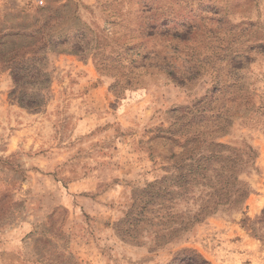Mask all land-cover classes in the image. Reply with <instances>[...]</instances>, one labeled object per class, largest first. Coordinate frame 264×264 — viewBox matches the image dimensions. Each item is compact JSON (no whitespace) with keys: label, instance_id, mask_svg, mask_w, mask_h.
Instances as JSON below:
<instances>
[{"label":"rangeland","instance_id":"1","mask_svg":"<svg viewBox=\"0 0 264 264\" xmlns=\"http://www.w3.org/2000/svg\"><path fill=\"white\" fill-rule=\"evenodd\" d=\"M0 264H264V0H0Z\"/></svg>","mask_w":264,"mask_h":264}]
</instances>
